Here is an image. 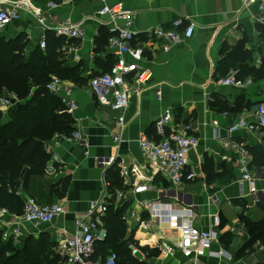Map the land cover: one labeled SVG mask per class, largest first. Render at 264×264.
<instances>
[{
    "label": "crops",
    "instance_id": "crops-1",
    "mask_svg": "<svg viewBox=\"0 0 264 264\" xmlns=\"http://www.w3.org/2000/svg\"><path fill=\"white\" fill-rule=\"evenodd\" d=\"M115 1L122 2L132 12L131 28L138 32L140 39L144 38L147 29L169 28L177 18L195 24L192 36L171 45L169 50L155 46L145 51L143 63L151 69L152 78L140 94L132 96L123 112V130L116 125L119 112L101 106L87 88L91 74L109 70L114 63V56L106 48L109 17L98 13L101 0H71L56 7L47 6L51 0H34L33 6L39 7L44 17L42 22L33 11L22 10L20 18L4 28H8L12 36L24 34L30 48L37 46L42 34L50 33L57 38L54 27L62 22L80 24L85 32L84 38L67 41V44L74 43L73 51H64L65 66L77 70L82 84L62 79V85L55 93L63 103L66 99L76 104L69 114L73 118V131H79L80 140L71 142L62 134L46 144L50 160L52 155L55 156L53 162L57 167L55 175L45 176L46 182L60 177L68 181L61 199L47 197L60 203L64 212L48 224H25L23 238L47 232L55 239L57 248V235L69 236L75 219L82 217L89 202L101 198L106 177L111 189L122 192V197L114 198L109 205L125 207L120 219L125 228L123 240L126 244L138 243L158 250L156 255L149 256L137 245L141 252L133 257L138 261L146 264H264V244L259 241L253 244L250 253L244 251L236 256L246 232L232 231L240 225L241 217L255 222L264 219V175L258 172V168L264 166V129L241 127L231 130L239 120L253 125L256 122L254 107L264 99V77L254 79L249 74L240 77L238 70L231 68L227 74L235 71L237 77L252 78V84L239 88L218 85L214 79L227 47H242L245 53L238 63L243 66L259 68L264 63V24L259 20L256 5H244L243 0H111ZM114 23L122 25L123 21L117 19ZM216 96L224 101L227 109L221 110L212 103ZM166 109L173 112L178 123L190 124L198 139L197 145L188 152V168L198 178L177 189L175 198L158 196V189L168 187L160 174L152 180H138L133 184L131 173L124 174L121 170H129L141 162L137 145L139 134L154 137L155 121ZM113 136H119L121 141L114 142ZM231 142L240 143L252 154L247 170L256 178L254 192L242 179L238 154L232 149ZM111 157L115 161L110 168L105 170L97 165L98 158ZM115 170L120 186L113 187L109 173ZM207 183H212L213 188H207ZM44 189L48 192L46 184ZM151 201L170 204L174 209L192 205L195 224L201 229L211 228L212 216L218 215V241L212 245V250L226 249L232 260L194 257L180 251L172 256L162 254L157 240L168 232L163 224L152 219L148 232L136 229L140 219H149L144 204ZM228 236L235 239L227 247L225 238ZM95 249L85 264L104 261Z\"/></svg>",
    "mask_w": 264,
    "mask_h": 264
},
{
    "label": "built area",
    "instance_id": "built-area-1",
    "mask_svg": "<svg viewBox=\"0 0 264 264\" xmlns=\"http://www.w3.org/2000/svg\"><path fill=\"white\" fill-rule=\"evenodd\" d=\"M71 0H61L58 3L50 2L48 7H56ZM111 0H101L99 15L109 17V35L106 48L114 56V63L106 72L91 74L88 78L87 88L96 98L97 102L103 106L119 112L116 117V125L120 130L125 128V117L123 112L129 106L132 96L140 94L148 86L152 78V71L144 65L145 51L155 46L163 51L169 50L170 46L192 36L195 24L191 21L184 22L182 18H177L171 22L169 28L155 26L149 28L144 33V38L140 39L138 32L131 28L132 12L127 9L122 2ZM244 5H256L259 20L264 24V0H243ZM34 0H0V32L20 18L22 10H31L39 22L44 20L39 7L33 6ZM123 21L122 25H116L115 20ZM54 33L67 41H75L84 38L85 32L80 24L62 22L54 27ZM37 46L45 49L47 46L46 35L42 34ZM68 51L75 49L74 43L65 46ZM250 77L240 78L233 71L215 80L218 85L235 86L244 88L252 84ZM62 85V79L53 76L46 88L51 93H56ZM67 95L69 92L67 91ZM159 97V93L157 94ZM18 101L14 93H8L0 99V106H8L11 102ZM67 111L70 113L76 108V104L71 100H66ZM256 122L249 124L239 120L231 127V130L247 128L248 130L264 129V100H261L254 107ZM154 137L145 133L139 134L137 145L141 153V162L132 165L124 174L131 173L133 184L136 181L152 180L160 174L168 184L167 188L158 189L159 197H176V190L186 183L195 181L198 175L188 168V152L197 145L198 139L193 135L192 128L188 123H178L173 112L166 109L155 121ZM59 136V135H58ZM55 136V137H58ZM71 142L80 140L78 130L64 135ZM54 137V139H55ZM114 142L121 141L119 136H113ZM231 147L238 154L237 160L240 163L242 179L249 184V190L255 191V180L247 170V164L252 159L251 152L240 143L231 142ZM46 151L49 152L46 146ZM52 159L45 167V176H53L57 172V167ZM115 158H98L97 165L103 169H108L114 164ZM120 170V171H121ZM258 172L264 175V166L258 168ZM145 173L146 175H144ZM207 188H213L212 183H207ZM174 194H173V193ZM122 197V192L111 189L110 181L104 178V189L99 200L89 202L86 212L82 217L74 221L73 232L68 236L58 234L57 252L62 255V264H85L88 258L94 253L97 243L107 238V228L104 218L110 202L114 198ZM158 197V198H159ZM216 199V197H213ZM145 211L149 214V219H140L136 223V229L148 232L151 230V220L163 224L168 232L157 240V247L164 255H174L180 251L184 254H193L194 257L214 256L215 258H225L231 261L232 255L226 249L220 248L218 251L212 250V245L218 241V226L220 219L218 215L212 216V227L201 229L195 224V212L192 205L180 208H171L170 204L157 202H147L144 204ZM64 212L63 206L58 202H38L32 197H26L23 211L16 215L7 209L0 207V236L4 241H11L15 245L23 243L24 225L36 226L48 224L57 216ZM237 232H245L244 224L232 228ZM166 234H169L166 235ZM132 256L140 254V249L134 243L127 244ZM117 254L110 253L100 264H117Z\"/></svg>",
    "mask_w": 264,
    "mask_h": 264
},
{
    "label": "trees",
    "instance_id": "trees-1",
    "mask_svg": "<svg viewBox=\"0 0 264 264\" xmlns=\"http://www.w3.org/2000/svg\"><path fill=\"white\" fill-rule=\"evenodd\" d=\"M51 1L58 3L61 0ZM46 42L45 49L38 46L30 48L24 34L10 37L0 32V98L14 93L18 99L14 105V115L9 120H3L0 109V207L16 215L23 211L25 195L36 199L46 197L47 203H52L53 199L47 195L61 199L68 185L65 177L50 182L45 180L44 170L50 161L45 148L47 142L55 136L68 135L73 131V118L67 106L46 86L53 76L78 84H82V81L75 68L65 66L67 42L54 38L50 33L46 36ZM244 53L240 45L227 47L214 79L225 76L231 68L238 70L240 77L246 74L254 79L264 77V63L259 68H248L238 63ZM212 103L221 110L227 109L218 96L214 97ZM235 106L239 107L237 104ZM109 174L113 187L120 186L116 180V170ZM45 184L48 192L44 189ZM124 210L123 206L113 208L109 205L105 220L107 238L97 243L95 250L101 254L103 249H112L104 258L115 252L117 264H146L131 255L123 240L125 228L120 219ZM241 219L246 234L242 236V245L236 256L244 251L250 253L257 241L264 244V219L259 222ZM234 239L226 237L225 245L228 247ZM139 248L149 256L156 255L158 251L147 246ZM0 264H62V258L56 251L55 239L47 232H41L37 237L27 236L20 245L4 241L0 236Z\"/></svg>",
    "mask_w": 264,
    "mask_h": 264
},
{
    "label": "rangeland",
    "instance_id": "rangeland-1",
    "mask_svg": "<svg viewBox=\"0 0 264 264\" xmlns=\"http://www.w3.org/2000/svg\"><path fill=\"white\" fill-rule=\"evenodd\" d=\"M2 33L3 34H5V35H7V36H10V37H12V35H13V33L11 32V31H9L8 30V28H6V29H4L3 31H2ZM6 96V95H5ZM5 96H2L1 98H3V97H5ZM0 98V99H1ZM18 101H16V102H11L8 106H5V107H1L0 106V109L3 111V120L4 121H7L8 119H10V118H12L13 117V115H14V112H15V104L17 103ZM38 202H48V200H47V198L46 197H41V198H37L36 199ZM234 233H236L237 231L234 229V231H233ZM243 234V233H242ZM110 251H112V249H103L102 250V253H101V255H102V257H105ZM98 252L99 251H97V255L98 256H100L99 254H98ZM95 254V255H96Z\"/></svg>",
    "mask_w": 264,
    "mask_h": 264
}]
</instances>
